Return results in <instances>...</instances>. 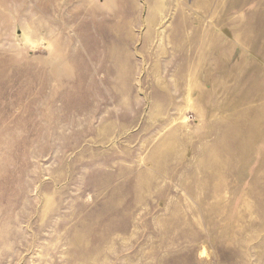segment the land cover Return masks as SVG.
I'll use <instances>...</instances> for the list:
<instances>
[{"label": "rangeland", "instance_id": "obj_1", "mask_svg": "<svg viewBox=\"0 0 264 264\" xmlns=\"http://www.w3.org/2000/svg\"><path fill=\"white\" fill-rule=\"evenodd\" d=\"M0 264H264V0H0Z\"/></svg>", "mask_w": 264, "mask_h": 264}]
</instances>
